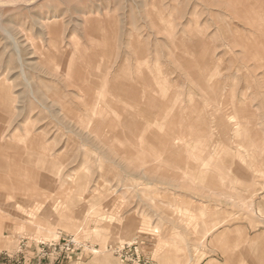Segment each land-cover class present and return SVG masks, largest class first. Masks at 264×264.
Instances as JSON below:
<instances>
[{"label":"rangeland","instance_id":"1","mask_svg":"<svg viewBox=\"0 0 264 264\" xmlns=\"http://www.w3.org/2000/svg\"><path fill=\"white\" fill-rule=\"evenodd\" d=\"M37 225L264 264V0H0V248Z\"/></svg>","mask_w":264,"mask_h":264},{"label":"crops","instance_id":"2","mask_svg":"<svg viewBox=\"0 0 264 264\" xmlns=\"http://www.w3.org/2000/svg\"><path fill=\"white\" fill-rule=\"evenodd\" d=\"M40 229L41 240H33L30 237L20 236V234L14 231L6 232V237L14 238L19 235V242L12 243L10 248H6V242L1 243L0 258L5 264H81L84 255V245L75 241L76 245L71 246L69 251L65 250L67 242L71 240L64 238L65 242L62 244V237L58 240H50V238H58V234L53 230H47L40 225H37ZM53 228V227H51ZM98 233V230L96 231ZM50 234V235H48ZM82 247V248H81ZM97 252V250H96ZM144 257L148 259L152 258L143 253ZM19 262V263H18ZM154 263V261L152 260ZM155 264V263H154ZM211 264V263H208Z\"/></svg>","mask_w":264,"mask_h":264},{"label":"built area","instance_id":"3","mask_svg":"<svg viewBox=\"0 0 264 264\" xmlns=\"http://www.w3.org/2000/svg\"><path fill=\"white\" fill-rule=\"evenodd\" d=\"M73 245L75 246L76 243L72 237L71 240L67 242L65 250L69 251ZM115 252L123 263L154 264L151 259L143 256V250L141 249L139 239L134 240L132 243H126L117 247ZM0 264H5L3 261H1V258Z\"/></svg>","mask_w":264,"mask_h":264},{"label":"bare ground","instance_id":"4","mask_svg":"<svg viewBox=\"0 0 264 264\" xmlns=\"http://www.w3.org/2000/svg\"><path fill=\"white\" fill-rule=\"evenodd\" d=\"M18 41H20V40H18ZM20 44V43H19ZM20 50V49H19Z\"/></svg>","mask_w":264,"mask_h":264}]
</instances>
